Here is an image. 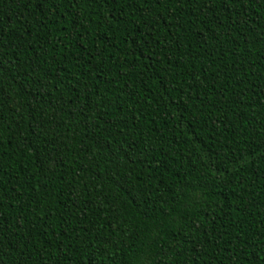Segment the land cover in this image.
<instances>
[{"label": "trees", "instance_id": "16d2710c", "mask_svg": "<svg viewBox=\"0 0 264 264\" xmlns=\"http://www.w3.org/2000/svg\"><path fill=\"white\" fill-rule=\"evenodd\" d=\"M0 264H264V0H0Z\"/></svg>", "mask_w": 264, "mask_h": 264}]
</instances>
